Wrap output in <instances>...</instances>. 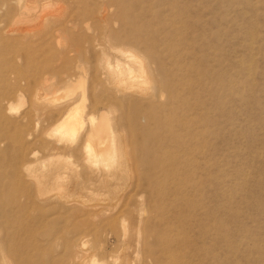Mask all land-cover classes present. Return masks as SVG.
Masks as SVG:
<instances>
[{"label":"rangeland","instance_id":"obj_1","mask_svg":"<svg viewBox=\"0 0 264 264\" xmlns=\"http://www.w3.org/2000/svg\"><path fill=\"white\" fill-rule=\"evenodd\" d=\"M37 2L42 4V0ZM99 5L74 0L47 4L64 16L56 27L60 33L78 34L86 40L73 52V80L77 60L87 61L90 55L86 51L90 42H102L110 57L116 44L143 54L128 41L104 38L108 29L121 26L130 40L145 44L151 59L156 57L177 74L174 79L182 77L158 90L159 98L151 101L148 94L141 95L139 99L149 106L136 102L143 117L145 113L150 116L148 129L156 137L165 135L166 126L174 128V140L151 156L157 166L154 175L159 179L168 175L166 205L154 206L146 191L138 186L133 191L135 181L129 185L143 172L144 157L137 160L129 144L128 166L110 176L108 191L98 183L94 189L76 190L72 198L82 196L94 203L110 198L117 184L124 196L133 193L142 204L137 202L132 209L119 206L104 214L89 208L73 210L70 216L63 211L53 213L56 221L37 229L24 248L26 264L46 258L55 259L56 264H87L90 256L107 264H209L212 255H217L219 264H264V0H125L129 22L113 10L104 17L106 11ZM61 60L53 55L47 65L55 62L57 66ZM83 65L88 67L86 62ZM150 84L145 92L151 90ZM85 85L87 106L98 113L105 111L126 137L134 134L122 120L130 115V104L108 103L89 79ZM138 152L142 155L145 148L141 146ZM39 156L47 158L43 150ZM73 159V168H79V161ZM146 221L160 223L172 235L181 226L189 230L192 242L185 246L184 258L179 251V256L167 254L156 234L146 229ZM213 227L216 239L210 236Z\"/></svg>","mask_w":264,"mask_h":264},{"label":"bare ground","instance_id":"obj_2","mask_svg":"<svg viewBox=\"0 0 264 264\" xmlns=\"http://www.w3.org/2000/svg\"><path fill=\"white\" fill-rule=\"evenodd\" d=\"M37 1L0 0V10L4 11V17L0 18V264H26L24 248L35 237L37 229L56 221L54 214L59 211L70 216L73 210L89 208L104 214L119 206L132 209L137 202L141 205V200L133 193L124 196L117 184L110 198H98L94 203L83 200L82 196L72 198L76 190L94 189L98 183L108 191L110 176L128 166L126 148L129 144L137 160L144 155L141 158L143 172L129 183L135 181L133 191L138 186L146 191L151 204L161 207L166 205L165 196L168 195L165 190L168 175L162 179L154 175L157 166L151 156L154 150L166 148L168 142L174 140V128L168 125L165 135L156 137L148 129L152 125L150 116L145 113L143 117L136 102L141 107L149 106L147 101L139 99L140 96L148 94L146 97L150 100L161 97L158 90L169 88L173 77L178 75L156 57L151 59L152 52L145 44L130 40L125 27L121 26L108 29L104 38L119 43L128 41L143 54L116 44L111 47L113 56L110 57L102 42H90L91 39L86 47L90 55L87 61L77 60L73 80V52L83 43L84 36L59 32L56 27L64 16L47 8L49 2L57 0H42L41 5ZM74 1L85 5L100 4L106 11L104 17L113 10L123 22H129L125 0ZM53 55L62 60L57 66L55 62L48 66L47 60ZM84 62L88 66L86 69ZM88 79L108 103L130 104V115L123 116L122 120L129 123L134 134L126 137L123 128L121 131L115 121L111 122L105 111L98 113L93 106H87L85 82ZM149 83L151 90L145 92ZM62 87L64 89L60 90ZM141 146L145 148L142 155L138 152ZM41 149L47 156L45 160H40ZM71 158L79 161V168H73ZM112 199L116 200L111 202ZM142 212L143 209L138 222L142 221ZM120 221L125 229L124 218ZM145 227L156 234V241L167 254L179 256L182 253L184 258L188 252L184 248L191 241L189 230L184 226L174 235L160 227V223L146 221ZM211 231L210 236L216 239V227ZM71 237L72 243L73 235ZM56 239L59 238H53ZM196 250L201 249L197 247ZM216 257L212 255L209 264H219ZM87 261V264H107L104 259L93 256ZM30 262L57 263L50 258Z\"/></svg>","mask_w":264,"mask_h":264}]
</instances>
